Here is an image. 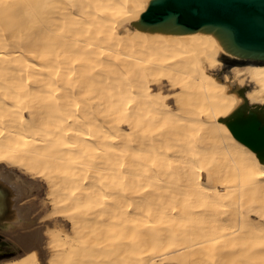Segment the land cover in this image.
Instances as JSON below:
<instances>
[{"label":"bare ground","instance_id":"6f19581e","mask_svg":"<svg viewBox=\"0 0 264 264\" xmlns=\"http://www.w3.org/2000/svg\"><path fill=\"white\" fill-rule=\"evenodd\" d=\"M146 1L0 0V264H264V158L227 125L264 117V61L130 26Z\"/></svg>","mask_w":264,"mask_h":264},{"label":"water","instance_id":"95a60500","mask_svg":"<svg viewBox=\"0 0 264 264\" xmlns=\"http://www.w3.org/2000/svg\"><path fill=\"white\" fill-rule=\"evenodd\" d=\"M130 26L210 33L233 56H224L228 66L235 61H264V0H147ZM227 125L235 137L264 158V117L255 111L239 112ZM4 191L0 187V208L7 196Z\"/></svg>","mask_w":264,"mask_h":264},{"label":"rangeland","instance_id":"374dc122","mask_svg":"<svg viewBox=\"0 0 264 264\" xmlns=\"http://www.w3.org/2000/svg\"><path fill=\"white\" fill-rule=\"evenodd\" d=\"M227 70H224L223 69V72H226ZM15 169L17 170V171H20L18 168H16L15 167ZM46 189H47V186L45 185V184H43L42 185V187H41V189L39 190V198L38 197H36V204H34V206H36V208H35V211L36 212H42L43 211V205H42V203H41V201H39V200H41V198H43L44 200H46ZM41 193V194H40ZM39 199V200H38ZM38 202H40L39 204H38ZM39 205V206H38ZM37 206H38V208H37ZM42 207V208H41ZM34 211V210H33ZM32 211V212H33ZM34 211V212H35ZM47 211H49V208L45 211V213H47ZM33 212V213H34ZM44 212V211H43ZM42 212V213H43ZM63 230H62V232L64 233V234H69V227H70V223L68 222L65 226H60ZM65 229V230H64ZM68 236H70V235H68ZM23 252H25V249H23V248H19V250L18 251H14V250H2L1 248H0V259H2V258H7V257H11V256H14V255H17V254H21V253H23ZM55 257H58L59 258V255L58 256H56L55 255ZM172 264H177V263H172Z\"/></svg>","mask_w":264,"mask_h":264}]
</instances>
